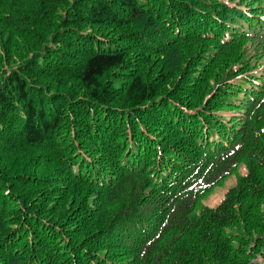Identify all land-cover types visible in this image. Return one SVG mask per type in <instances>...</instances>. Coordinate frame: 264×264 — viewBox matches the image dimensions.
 <instances>
[{
	"label": "trees",
	"instance_id": "1",
	"mask_svg": "<svg viewBox=\"0 0 264 264\" xmlns=\"http://www.w3.org/2000/svg\"><path fill=\"white\" fill-rule=\"evenodd\" d=\"M189 1L0 7V264L264 263V12ZM216 51L237 68L202 104Z\"/></svg>",
	"mask_w": 264,
	"mask_h": 264
},
{
	"label": "rangeland",
	"instance_id": "2",
	"mask_svg": "<svg viewBox=\"0 0 264 264\" xmlns=\"http://www.w3.org/2000/svg\"><path fill=\"white\" fill-rule=\"evenodd\" d=\"M15 1H17V0H1L0 1V7L10 6V4L11 5L14 4ZM60 1H61L62 6H65V5H67V3L70 0H60ZM184 1H186L187 3L188 2L190 3L189 0H184ZM24 2L32 3V4L36 5V6L38 5V3L33 2V0H24ZM201 6L203 7L204 10H206L208 12V14H210V13L217 14L219 12V9H217V7H226V8H228V6H236L239 9H243V11L244 10H248L249 11V13H248L249 15L251 14L250 11H252V10L253 11H259L261 13L264 12V0H260L259 2L256 1V0H208V1L207 0H203V4H201ZM58 9H59L58 10L59 13L57 11H55L54 14L60 15V10L64 11V9H62V7H59ZM9 25H10V22H8V21H6L5 23H2V21H0V30H1L2 27L6 28ZM85 30H87V32L94 33L96 31H98L99 29H98V27H94V28L91 27L90 28L88 25H86ZM1 33H3V32H0V37H1ZM170 34H173V33L170 32ZM25 35H29V36L25 37ZM29 37H30V32L23 29L22 31H20V39L15 40V43L11 42V41H9L7 39L6 42L4 43V46L10 45V47H12V48H14V50H16L17 48L20 49V47L17 46V45L24 44L23 50H21V52L19 53L20 56H23L31 45H35V41L29 39ZM227 39L228 38H226L225 40H227ZM26 44L29 45V47H27ZM2 46L3 45H2V42H1V39H0V56H2V57H0V65L2 66V69L0 71V75L2 73H7L8 69L10 67V63H11L12 59L15 57V55H16V53H11V58H5L6 53L4 52V48H2ZM243 49H244V45H242V50ZM216 52L218 53V51H216ZM219 56L221 58L218 61H214V64L212 65L210 71L207 72V74H206V75H209L207 83H208V89H210V91L208 93H206V96L204 97L202 104H204V102L206 100L214 97L216 88H218V86L221 85L224 82L225 77L228 79V74H229L228 72L230 70V67H233L235 69L237 68V67L231 65V61H232L231 55L229 57L225 56V58L222 57L220 54H219ZM160 58L162 59V57H160ZM222 58H224V59L222 60ZM7 62H9V65L6 64ZM262 62L264 63V58H262V60L259 61V62H257V60H256V62L254 63L255 68H256V66H262V65H258L260 63L262 64ZM229 64H230V67L227 68L226 73H224L223 66L224 65H229ZM180 70H181V72H184L185 74L190 75L189 74L190 71L186 72L184 66ZM188 75L184 76L181 81H178L177 83L175 82L174 84H176L177 87H182L184 82L188 78ZM201 76H203V75L199 74V75H197L194 78L196 80H201L202 79ZM180 77H181V75L178 78H180ZM218 77H220V79H218V81H216ZM171 79H173V78H171ZM173 81H175V78H174ZM219 110H222V111H219ZM234 111H237V112H234ZM245 112H246L245 110H241V109H238V110L235 109V110H232V111H227L226 108L225 109L224 108L223 109L218 108L212 114H216L217 113V114L224 115V116L225 115L232 116L234 114V115L239 116L238 118L240 119L243 115H245ZM88 156H89L88 153H85V157H87L89 159ZM84 167H86V166H84ZM246 173H247V168L245 167L244 164H241V165L237 166V169H236V171H234V173H232V174L226 176L225 178H223L220 182H218V184H212L211 188L207 191V193L204 196H202V198L200 200L201 204L205 205V206H208V207H211V208H215V207L219 206V204L223 201V199L226 198V196L228 194L227 192L229 190H231L232 188H234V186L236 185L235 183L237 182L238 177L242 176V175H246ZM70 205L73 208L79 207V203H77V202H75V203L74 202H70ZM107 212H108V210L104 211L105 216L107 215ZM12 220H13V218H10L7 221L12 222ZM10 226H13V224H9L8 225V227H10ZM254 247H255V245H253V244L249 245L247 247V250L251 251ZM257 249H258V247H257ZM252 252H254V251H252ZM126 253H127V256L131 255V252L126 251ZM252 254H254V256L252 257V260H251V262L249 264H251L252 262H257V261L260 262V261L263 260L262 255L260 253L254 252ZM103 257L104 256L102 255V258ZM50 258H52L55 261H58V262H55L54 264H77L75 261L72 262V260H67V259H64V260L61 259L60 260V259L53 258V257H50ZM59 260H60V262H59Z\"/></svg>",
	"mask_w": 264,
	"mask_h": 264
}]
</instances>
